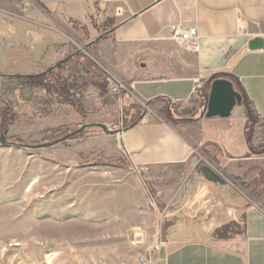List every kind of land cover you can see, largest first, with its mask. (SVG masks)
I'll return each mask as SVG.
<instances>
[{"label": "crops", "instance_id": "crops-1", "mask_svg": "<svg viewBox=\"0 0 264 264\" xmlns=\"http://www.w3.org/2000/svg\"><path fill=\"white\" fill-rule=\"evenodd\" d=\"M191 28L199 51L186 55L172 31ZM253 39L262 50H248ZM84 49L133 92L112 95L113 82L101 93L103 81L94 80L81 92L84 116L55 105L36 126L109 124L125 111L120 137L87 136L86 146L112 143L110 156L122 146L139 191L157 198L167 218L157 264H264V155L250 153L242 105L227 119H207L203 92L192 93L194 79L227 75L264 120V0H0V85L51 69L69 80L82 79L84 68L94 74L82 64ZM141 103L151 110L134 119L128 107ZM165 105L178 107L171 116L185 122L158 113L170 116ZM200 148L227 178L246 180L256 165L258 197L250 202L196 175Z\"/></svg>", "mask_w": 264, "mask_h": 264}, {"label": "rangeland", "instance_id": "rangeland-1", "mask_svg": "<svg viewBox=\"0 0 264 264\" xmlns=\"http://www.w3.org/2000/svg\"><path fill=\"white\" fill-rule=\"evenodd\" d=\"M82 51L84 58L97 65L92 55ZM92 75L86 68L80 74L84 80ZM31 95L13 79L0 85V135L9 124L8 143L50 144L84 125L83 121L46 130L41 128L46 123L36 126L50 114L43 116ZM205 106L201 98L202 115ZM132 107L137 111L134 119L151 110L145 103ZM165 107L170 116L161 109L157 112L177 120L171 114L178 107ZM126 121L122 111L107 125L123 131ZM260 125L250 138V153L255 156L252 150L258 151L264 138ZM93 134L103 135L100 130L87 129L43 149L0 146V264H157L167 218L158 209L157 198L139 191L122 146L117 156L109 154L112 143L94 144L88 151L86 137ZM195 160L199 166L220 170L204 148L195 151ZM256 169V165L249 169L246 180L219 172L233 192L253 202L264 176H252ZM147 189L152 191L151 185Z\"/></svg>", "mask_w": 264, "mask_h": 264}, {"label": "trees", "instance_id": "trees-1", "mask_svg": "<svg viewBox=\"0 0 264 264\" xmlns=\"http://www.w3.org/2000/svg\"><path fill=\"white\" fill-rule=\"evenodd\" d=\"M83 65L90 68L94 71V74L91 76L90 80L84 79H76L73 78L69 80L68 78H63L61 76L54 75L51 70L46 71L45 74L39 75H31V76H23V77H15L20 85L27 88L29 92H31L32 101L40 106V113L43 116H47L51 114L53 105H63L72 107L80 116H84V107L81 101V92L85 90L87 86H89L90 82L94 80L103 81L100 85L101 93L105 92L106 85L108 83H113L114 81L103 71H101L94 63L90 61V59L82 57ZM215 79H226L229 80V76L227 75H214L209 78L202 89L205 103L208 98V84ZM231 82V81H230ZM242 96V106L244 108L245 115V134L250 147V138L251 131L255 125H258L261 122L260 128L264 132V120L259 119L257 116L252 104L247 100L245 95L239 90L236 89ZM130 110L133 107H129ZM173 123L185 122L184 120H172ZM91 130V129H88ZM88 135V136H94ZM255 154L262 155L264 154V138L259 147L258 151L252 150ZM219 233V232H218Z\"/></svg>", "mask_w": 264, "mask_h": 264}, {"label": "water", "instance_id": "water-1", "mask_svg": "<svg viewBox=\"0 0 264 264\" xmlns=\"http://www.w3.org/2000/svg\"><path fill=\"white\" fill-rule=\"evenodd\" d=\"M263 49V41L260 39H253L248 43V50L255 51V50H262ZM101 71H103L105 74L106 71L102 68L97 66ZM46 72L42 73L45 74ZM114 83H116L114 81ZM208 98L206 101L205 106V117L207 119H213V118H220V119H227L231 117L234 109L237 106L241 105L242 102V96L239 92L236 91L234 88L232 82L226 79H215L212 80L208 84ZM9 124L6 126L4 132L0 135V146H12V147H19L23 149H43L48 148L51 146H55L58 144H61L62 142L68 140L69 138L76 136L80 134L81 132L87 130V129H97L102 132L105 136H118L120 137L122 135V130L119 128L117 130H111L110 127L107 124L104 123H92V124H84L79 127L78 130H76L73 133L68 134L67 136L54 141L53 143H46L41 145H18L15 143H8L6 141V135L8 132ZM196 175L199 177L204 178L206 181H208L210 184L213 185H226V180L218 174L216 171L211 169L210 167L206 165H200L198 166L196 170Z\"/></svg>", "mask_w": 264, "mask_h": 264}, {"label": "built area", "instance_id": "built-area-1", "mask_svg": "<svg viewBox=\"0 0 264 264\" xmlns=\"http://www.w3.org/2000/svg\"><path fill=\"white\" fill-rule=\"evenodd\" d=\"M173 35L172 39L180 52L186 54V55H192L199 51V43H198V35L197 30L195 28L187 29V30H179V29H173ZM207 81L202 82L201 79H194L193 81V88L192 93L193 94H199L202 89L204 88ZM128 91L133 92L132 86H128L124 82H116L112 88L110 89V93L112 95H121L122 93H127ZM258 127V125H255L253 127L252 132V139H253V133Z\"/></svg>", "mask_w": 264, "mask_h": 264}]
</instances>
